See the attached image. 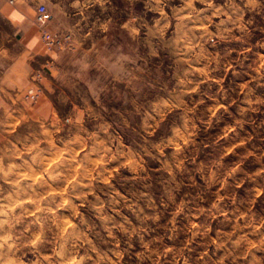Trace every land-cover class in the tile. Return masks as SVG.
Segmentation results:
<instances>
[{
    "label": "clouds",
    "instance_id": "9594fccd",
    "mask_svg": "<svg viewBox=\"0 0 264 264\" xmlns=\"http://www.w3.org/2000/svg\"><path fill=\"white\" fill-rule=\"evenodd\" d=\"M0 264H264V0H0Z\"/></svg>",
    "mask_w": 264,
    "mask_h": 264
}]
</instances>
